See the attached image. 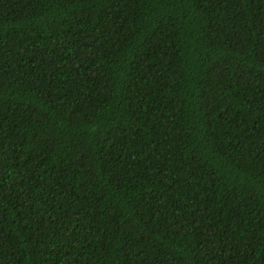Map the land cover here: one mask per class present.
<instances>
[{"label": "trees", "instance_id": "trees-1", "mask_svg": "<svg viewBox=\"0 0 264 264\" xmlns=\"http://www.w3.org/2000/svg\"><path fill=\"white\" fill-rule=\"evenodd\" d=\"M0 264H264V0H0Z\"/></svg>", "mask_w": 264, "mask_h": 264}]
</instances>
